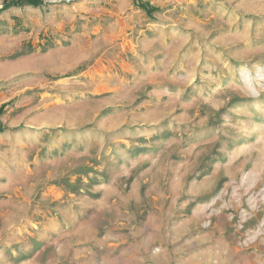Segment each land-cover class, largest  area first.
<instances>
[{
  "label": "rangeland",
  "instance_id": "rangeland-1",
  "mask_svg": "<svg viewBox=\"0 0 264 264\" xmlns=\"http://www.w3.org/2000/svg\"><path fill=\"white\" fill-rule=\"evenodd\" d=\"M139 2L0 13V264H264V0Z\"/></svg>",
  "mask_w": 264,
  "mask_h": 264
},
{
  "label": "trees",
  "instance_id": "trees-1",
  "mask_svg": "<svg viewBox=\"0 0 264 264\" xmlns=\"http://www.w3.org/2000/svg\"><path fill=\"white\" fill-rule=\"evenodd\" d=\"M133 1L138 5V7L141 10L146 12L149 16H152L154 14V12H156V10L148 4L141 3V2H139V0H133ZM43 5H45L44 0H11L9 2L6 1L4 3L3 7L0 8V13H3L5 11L9 10L12 7L13 8H22L25 6H29L32 8H40ZM4 108L5 107H2L0 109V116L3 114ZM0 132H2L1 129H0Z\"/></svg>",
  "mask_w": 264,
  "mask_h": 264
},
{
  "label": "water",
  "instance_id": "water-1",
  "mask_svg": "<svg viewBox=\"0 0 264 264\" xmlns=\"http://www.w3.org/2000/svg\"><path fill=\"white\" fill-rule=\"evenodd\" d=\"M67 1H71V0H67Z\"/></svg>",
  "mask_w": 264,
  "mask_h": 264
}]
</instances>
